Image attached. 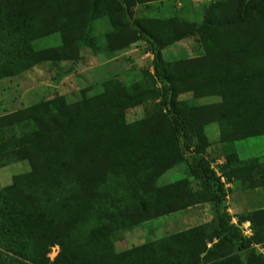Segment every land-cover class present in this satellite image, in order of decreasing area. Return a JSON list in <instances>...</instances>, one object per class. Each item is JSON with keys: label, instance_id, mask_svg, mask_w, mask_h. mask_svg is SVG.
Returning <instances> with one entry per match:
<instances>
[{"label": "trees", "instance_id": "obj_1", "mask_svg": "<svg viewBox=\"0 0 264 264\" xmlns=\"http://www.w3.org/2000/svg\"><path fill=\"white\" fill-rule=\"evenodd\" d=\"M152 1L161 0H0V78L139 41L153 54V73L0 117V136L13 133L0 142L6 162L29 164L0 187V264H264L256 247L264 244V209L239 213L234 222L222 180L262 187L264 163L254 159L262 174L246 177L247 165L232 149L220 175L206 156L205 132L217 123L230 145L264 136V41L248 44L246 36L264 0H211L199 22L135 16L136 4ZM101 17L113 27L104 47L87 36L89 22ZM55 33L60 46L34 50L35 40ZM189 38L204 55L164 58L165 49ZM139 105L144 117L129 122L128 110ZM184 163L190 176L162 183ZM193 181L200 190H191ZM203 203L212 204L210 222L116 249L119 232ZM247 221L251 236L243 233Z\"/></svg>", "mask_w": 264, "mask_h": 264}, {"label": "rangeland", "instance_id": "obj_2", "mask_svg": "<svg viewBox=\"0 0 264 264\" xmlns=\"http://www.w3.org/2000/svg\"><path fill=\"white\" fill-rule=\"evenodd\" d=\"M216 1V0H213ZM211 0H161L146 4H136L135 16L149 18H171L174 16L184 17L192 22H199ZM257 21L246 29L247 43L264 41V9L256 12ZM113 30L108 17L91 20L87 29L88 38H98L96 45L105 46V36ZM62 44L60 33L39 38L33 42L36 52L58 47ZM205 51L196 38H189L178 42L163 51V56L169 61L193 58L204 55ZM143 72L153 73V54L145 41H139L121 52H109L103 50L97 53H86L77 63L61 61L59 63L44 62L35 65L21 74L12 77L0 78V117L19 109L53 99L57 96H68L79 89L91 85H100L118 77L131 75L142 77ZM190 95H183L180 99H187ZM150 104V103H149ZM145 108L143 105L128 110L129 122L143 118ZM209 140V148L206 156L212 162V166L221 175L222 168L227 160V155L232 149H236L243 157L251 156V145L255 152L264 154V136L253 137L236 141L234 144H225L221 140L220 129L217 123H212L205 128ZM13 133L6 131L0 136L1 140L12 138ZM4 157V158H3ZM0 187L4 188L12 183L14 175L29 170L27 161L6 162L7 157L0 150ZM190 176L186 164L174 167L167 171L162 178V183H172L179 179ZM226 182L227 178H225ZM240 182H233L228 188L229 196L234 188L238 190ZM235 186V187H234ZM191 190H200L198 181L191 183ZM264 191V190H263ZM231 200L233 198L231 197ZM228 198L224 205L231 214ZM189 208L171 214L163 215L144 222L141 225L119 232L115 236V246L118 251L130 247L152 242L159 238L193 227L187 225ZM235 212V211H234ZM235 214V213H233ZM232 215V214H231ZM245 229L244 226H242ZM60 248L53 247L49 257L54 260Z\"/></svg>", "mask_w": 264, "mask_h": 264}, {"label": "crops", "instance_id": "obj_3", "mask_svg": "<svg viewBox=\"0 0 264 264\" xmlns=\"http://www.w3.org/2000/svg\"><path fill=\"white\" fill-rule=\"evenodd\" d=\"M250 148L253 153L251 156L243 157L242 155H240V153L238 154H239L240 160L243 161V164L247 165L246 166L247 167L246 177L259 176L262 174V170L260 167L255 166L257 164H255L253 160L258 159L262 163H264V154H261L260 152L258 153L255 152L253 145H251ZM235 181L240 182L239 180L234 178L232 181H229V184L231 185ZM232 190H233V193L231 194V197L233 198V200H231V197L229 195H228V199L231 200L229 202L231 206L229 210L231 211L234 222H237V219L235 218V216L239 213L252 211V210L264 209V191H263L264 186L256 187V188H248L240 184V186H238V190H236V188ZM187 212L189 213L187 225H191L193 223L194 225L193 227L201 225L203 223L210 222L214 217L213 210H212V204L210 203H203V204L189 207ZM244 224L246 226H249V225L251 226V223L249 221L245 222ZM256 247L258 248L259 251L264 253V244L257 245Z\"/></svg>", "mask_w": 264, "mask_h": 264}, {"label": "built area", "instance_id": "obj_4", "mask_svg": "<svg viewBox=\"0 0 264 264\" xmlns=\"http://www.w3.org/2000/svg\"><path fill=\"white\" fill-rule=\"evenodd\" d=\"M222 180L224 181L225 185H226V188L228 189L229 187H231V185L229 183L226 182L225 178H222ZM244 227L245 229H243V233L244 235L246 236H251L252 235V229H251V226H246L244 224Z\"/></svg>", "mask_w": 264, "mask_h": 264}, {"label": "bare ground", "instance_id": "obj_5", "mask_svg": "<svg viewBox=\"0 0 264 264\" xmlns=\"http://www.w3.org/2000/svg\"><path fill=\"white\" fill-rule=\"evenodd\" d=\"M243 228V227H242Z\"/></svg>", "mask_w": 264, "mask_h": 264}]
</instances>
